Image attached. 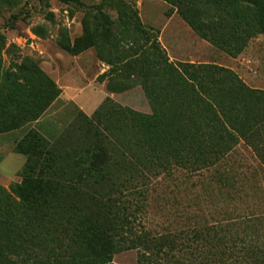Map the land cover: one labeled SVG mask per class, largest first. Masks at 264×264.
Segmentation results:
<instances>
[{"label": "trees", "instance_id": "16d2710c", "mask_svg": "<svg viewBox=\"0 0 264 264\" xmlns=\"http://www.w3.org/2000/svg\"><path fill=\"white\" fill-rule=\"evenodd\" d=\"M162 1L231 58L264 34V0ZM115 7L113 18L107 4L93 6L81 35L71 41L64 29L57 45L70 55L92 48L113 74L107 88L134 82L150 112L105 98L90 117L78 112L52 142L27 130L14 150L25 156L20 182L8 191L0 186V264H115L113 256L128 250L136 251L135 264H264V213L231 218L220 211L211 222L196 182L182 183L215 168L213 178L232 187L226 199L233 201L232 166L217 168L239 143L264 177V90L223 66L169 62L136 10ZM59 94L31 58L1 68L0 55V133L37 120ZM148 176L169 182L156 194L162 220L154 232L136 227L120 199L122 189L137 190Z\"/></svg>", "mask_w": 264, "mask_h": 264}, {"label": "rangeland", "instance_id": "374dc122", "mask_svg": "<svg viewBox=\"0 0 264 264\" xmlns=\"http://www.w3.org/2000/svg\"><path fill=\"white\" fill-rule=\"evenodd\" d=\"M16 1L15 5L0 2V34L5 39V48L0 53L1 68H6L9 63H19L25 57L31 58L40 68V64L47 62L48 58L54 60L56 58L54 55L61 54V58H57V67L61 70L58 77L67 86H74L78 83V66L86 67L87 70L83 71L86 78H80L88 89L83 92L76 91V93L83 94L82 100L85 101V95L92 90L96 96L95 109L105 98H109L122 107H128L140 113L150 112L140 87L134 82L128 81V88L122 90L118 89L121 87L117 85L111 86L112 90L107 88L108 79L113 74L107 73L109 66L99 61L97 63L92 48L78 54L80 57L77 59V55H70L57 45V38L64 29L71 41L78 38L82 32L81 20L84 12L101 4L111 7L107 12L113 18L116 17L115 6L121 3L136 10L141 23L157 34V41L165 51L169 62L209 63L223 66L236 73L248 87L264 90V34L250 39L245 49L235 58H231L198 38L175 13V7H171L162 0H78V4H64L58 0H49L47 4L37 0ZM49 13L52 14V19H49ZM34 29L41 35H35ZM45 49L47 54L46 51L44 52ZM91 60L94 61V67L91 66ZM98 69H104L103 73H98L100 72ZM110 83L113 81L111 80ZM78 112L84 114L74 103L58 101L49 106L45 112V118L47 122L61 130L62 127L72 124ZM90 116L91 114L88 117ZM4 134L0 133L1 157L14 151L22 139L17 140L14 146L6 145ZM9 158H17L18 162L20 160L18 159L20 157L15 155H9L7 159ZM231 166L235 173L233 178L237 180L234 183L236 190L233 191V201L226 199V193L228 194L232 187L223 186L222 182H216L213 178L215 168L202 171L193 178L182 179V183L196 182V189L201 196L205 214L211 222L219 218L220 215L217 214L220 211H227L231 218L239 213L252 215L264 213L263 173L252 152L242 143L234 148L228 159L217 169L224 171ZM0 174L4 172L0 171ZM5 174L10 173L5 172ZM6 182L4 185L0 183V186L8 191L11 185L20 182L19 172L15 178ZM142 184L137 190L129 188L125 192L122 189L123 195H120V199L131 206L130 212L136 227L143 224L154 232V226L162 220L157 212L156 205L159 203L156 201V194L163 191L164 186L169 182L148 176ZM136 257L135 250H128L116 253L112 261L115 264H135Z\"/></svg>", "mask_w": 264, "mask_h": 264}, {"label": "crops", "instance_id": "0c3cea01", "mask_svg": "<svg viewBox=\"0 0 264 264\" xmlns=\"http://www.w3.org/2000/svg\"><path fill=\"white\" fill-rule=\"evenodd\" d=\"M46 49L44 50V52ZM47 54V51L45 52ZM83 53V52H82ZM81 54V53H80ZM79 54V55H80ZM77 55V59L80 57ZM56 57L54 60L48 58V61L45 63L40 64L41 70L56 84V86L60 89V94L57 97V99L51 104H55L58 101H64L65 103L72 102L77 107H79L80 110L86 115L89 116L94 112L95 109V98L93 91L90 90L89 94L85 95V101H83V94L79 93L77 94L76 91L83 92L88 89L87 85H84L82 82V79L80 77L86 78V74L83 72L84 70H87L86 67L78 66L77 72H78V83H75L74 86H67L65 82L62 81L58 76L60 75L61 70L57 67V58H61V54L54 55ZM94 59V58H93ZM98 63V60H97ZM91 66L94 67V61L91 60ZM101 73L104 69H98ZM103 73V72H102ZM49 108V107H48ZM47 108V109H48ZM46 109V110H47ZM46 112V111H45ZM45 112L39 117L37 120L21 127L20 129L6 132L3 136L6 137L4 139V142H6V145H12L14 146L17 140L23 137L24 133L29 129H35L37 132H39L42 136H44L48 141L52 142L57 136L63 131V129L66 127H62L61 130H58L57 126L55 127L54 124L47 122L45 118ZM56 129V130H55ZM9 155H15V157H20L17 161V158H9L7 157ZM1 157V156H0ZM25 162V156L19 153H15L14 151H10L3 155L0 158V171L4 172V174H0V183L4 185L7 183L6 181L11 180L16 177V174L20 172L23 164ZM5 172H9L10 174H5Z\"/></svg>", "mask_w": 264, "mask_h": 264}]
</instances>
